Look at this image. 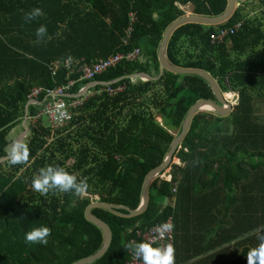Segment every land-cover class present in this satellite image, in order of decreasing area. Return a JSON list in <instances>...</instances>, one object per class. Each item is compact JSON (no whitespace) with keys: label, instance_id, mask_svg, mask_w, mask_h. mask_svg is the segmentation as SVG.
<instances>
[{"label":"trees","instance_id":"obj_1","mask_svg":"<svg viewBox=\"0 0 264 264\" xmlns=\"http://www.w3.org/2000/svg\"><path fill=\"white\" fill-rule=\"evenodd\" d=\"M37 7L44 15L25 23L24 13ZM226 9L227 0H0V159L6 156L11 132L25 118L32 92L39 91L35 101L41 104L27 110L28 162L0 165V264H73L95 253L102 242L100 230L83 215L90 203L118 206L122 214L140 206L144 179L163 162L189 107L216 99L196 76L163 72L152 82L129 77H157L161 35L184 10L214 18ZM240 22L234 11L217 26H179L166 44L167 63L209 74L221 93L264 88V64L229 60L258 43V30L242 23L222 42L211 41L219 29ZM40 25L47 26L48 35L37 43ZM135 49L140 50L135 60L122 61L92 81L82 78L80 67ZM68 56L69 68L50 69ZM120 79L95 86L80 99L67 98L88 83ZM56 90L66 95L71 112L60 128L42 120L45 98ZM245 99L240 91L238 104L226 117L214 112L192 116L173 154L180 165H170V183L159 177L152 181L141 214L90 209L111 230L108 250L92 264H125L129 251L124 245L141 241L136 231L167 217L174 224L175 264H247V252L257 244L255 231L264 226V148L249 151L240 145L246 136L239 129L250 125L262 132L264 126L246 116ZM49 164L85 178L88 195L34 191L32 176ZM38 226L51 229L47 245L25 242V234Z\"/></svg>","mask_w":264,"mask_h":264},{"label":"clouds","instance_id":"obj_2","mask_svg":"<svg viewBox=\"0 0 264 264\" xmlns=\"http://www.w3.org/2000/svg\"><path fill=\"white\" fill-rule=\"evenodd\" d=\"M43 15L42 9L37 7L25 12L23 20L25 23H30ZM47 35V26L40 25L36 29L37 43L43 42ZM71 59L72 57L68 56L66 66L71 62ZM29 156L28 144L20 139H13L6 149V158L11 165L26 164ZM31 187L41 195L59 192L71 194L77 198L86 197L89 189L85 178H78L77 175L67 171L65 167L51 164L41 167L32 176ZM173 230L172 222L155 224L148 239L139 242L128 241L124 247L140 264H175V248L172 243L164 242ZM50 235L51 229L48 226L33 227L25 234V242L47 245ZM255 235L257 244L248 250L247 264H264V226L256 229Z\"/></svg>","mask_w":264,"mask_h":264},{"label":"water","instance_id":"obj_3","mask_svg":"<svg viewBox=\"0 0 264 264\" xmlns=\"http://www.w3.org/2000/svg\"><path fill=\"white\" fill-rule=\"evenodd\" d=\"M234 8H235V0H227L226 11L218 17L209 18V17H200V16L189 14V15H183L182 17L173 20L164 29V31L161 35L160 41L158 43L157 77L153 78L147 74H136V75L129 77L130 79H139V80L144 81V82H152V81H157L163 72H167L169 74L176 75V76H196V77L202 79L206 84H208V86H209L212 94L214 95L216 101L212 102L209 100H198L189 107V109L187 110L186 115H185V117L181 123L180 131L172 139V141L169 145V148L165 154L163 162L161 163L160 166H158L153 171L148 173V175L145 177L143 185H142V189H141V204L136 210H128L126 214H122V213L118 212V210L120 209V207H118V206H114V205H110V204L97 203V202L90 203L84 209L83 215H84L85 220L90 222L91 224H93L94 226H96L100 230L101 236H102V242H101L99 249L95 253H93L90 256L84 257V259L79 260L73 264H92V263L96 262L105 253V251L108 250L110 242H111V230H110V228L103 221L94 217L90 213V209L102 208V209L109 211L113 214H116L118 216H128V217H134V216L141 214L147 207L148 200H149V187H150L152 181L156 177H159L160 175H162L168 169V166L171 165L173 154L179 148V144H180L181 140L183 139V137L185 136V134L188 130L189 123H190L192 116L195 113L201 111L202 107L208 108L209 111L214 112L215 114H217L218 116H221V117L226 116V114L230 110L229 102H227L226 98L223 96V93H221L217 84L211 78V76L209 74H206V73H204L202 71H198V70L181 69V68H177V67H173V66L169 65L165 59V48H166V44L168 42L170 35L179 26L184 25V24H191V23L200 24V25H204V26H217V25L223 24L229 20V17L234 12ZM121 80L122 79L114 81L112 83H97V82L88 83L87 86L82 91H80L77 95L68 96L67 98L80 99V98L86 96L87 91L90 90L91 88L95 87V86H100V87L109 86V85L115 84ZM33 102L34 101H29L25 106V118H24L23 122L21 123L22 131L20 132V134L18 135V137L16 139H20V140L24 141L26 135L29 132V128L26 125V120L28 118L27 117V110H28V107L30 105L35 104ZM7 161L8 160H7L6 156L1 157L0 165H2L3 163H5Z\"/></svg>","mask_w":264,"mask_h":264},{"label":"crops","instance_id":"obj_4","mask_svg":"<svg viewBox=\"0 0 264 264\" xmlns=\"http://www.w3.org/2000/svg\"><path fill=\"white\" fill-rule=\"evenodd\" d=\"M234 11H237L240 18V23L247 24L249 27L256 29L260 32L261 37L258 43L248 52L241 55H231L229 60L235 63H249V64H264V0H235ZM189 15V14H187ZM144 62V60H143ZM153 75L154 73L151 72ZM216 83V82H215ZM217 84V83H216ZM219 85V84H217ZM219 90L221 89L218 86ZM221 91V90H220ZM240 91L242 96H246V115L248 118L259 119L263 121L264 126V88L250 89L247 87L238 88L232 92L223 93L228 96L230 104V110L226 116L233 111L234 107L239 102ZM224 116V117H226ZM239 129L241 135L246 136V142L241 140L240 145H244L247 150L253 151L258 148H264V130L262 132L257 131L255 128ZM232 132V128H229ZM260 136H263V140Z\"/></svg>","mask_w":264,"mask_h":264},{"label":"built area","instance_id":"obj_5","mask_svg":"<svg viewBox=\"0 0 264 264\" xmlns=\"http://www.w3.org/2000/svg\"><path fill=\"white\" fill-rule=\"evenodd\" d=\"M134 15H130V23L133 22ZM242 23H236L234 24L231 28H223L219 29L215 34L211 36V41L213 42H222L224 38H226L228 35H232L235 30H237L239 27H241ZM132 28L129 27L126 30V36L128 37L131 33ZM140 54L139 49H135L134 51L127 53V54H114L108 59L98 61L95 64H90L88 66L84 65L79 68V70L82 72V78L86 81H92L96 76L100 75L101 73L105 72L106 70L114 68L116 65L121 63L122 61H133L138 57ZM71 66V63L67 64L66 66V61L61 63V62H56L53 63L50 66V69L52 71H55L59 67H65L69 68ZM109 93L114 94L113 90H108ZM120 91V90H118ZM39 91H34L32 92L30 96V101H33V99L36 98L38 95ZM66 95L62 92V90H56L54 92L48 93L46 96V101L47 103L44 105L43 108V115H45L48 118L49 123L53 128H60L63 125L67 124L70 119H71V112L69 111V108L67 104L64 102V98ZM48 99L50 101L48 102ZM41 105V104H40ZM75 107L76 105H72ZM40 117L39 115L36 116V118ZM179 166V165H178ZM166 183H170V176L169 174L167 175V178H163ZM162 179V180H163ZM171 191H175V186H171ZM165 222H171V218L167 217ZM154 225L149 227L148 229L144 231L137 230L136 235L141 239H148L151 235V229ZM165 243H172V233L169 234L167 239L164 241ZM125 264H140V262L136 261L133 259L132 254L129 252V259Z\"/></svg>","mask_w":264,"mask_h":264},{"label":"rangeland","instance_id":"obj_6","mask_svg":"<svg viewBox=\"0 0 264 264\" xmlns=\"http://www.w3.org/2000/svg\"><path fill=\"white\" fill-rule=\"evenodd\" d=\"M187 14H190L187 10H184V15H187ZM225 98H226V100H229V98L226 96V95H223ZM37 97V96H36ZM36 99V98H35ZM35 99H33V103H35L34 105H40L39 103H37L36 101H35ZM199 112H211V111H205V110H201V111H199ZM42 120H43V122L45 123V124H47L48 123V118L44 115V116H42ZM157 120H158V118H157ZM22 131V126H17L12 132H11V134H10V136H9V140H10V142L13 140V139H16L17 137H18V135L20 134V132ZM171 165H180L179 163H178V161L177 160H175L174 159V157H172V161H171ZM170 165L168 166V169L162 174V175H160L159 176V178L160 179H163V178H167V175L168 174H170ZM164 180V179H163Z\"/></svg>","mask_w":264,"mask_h":264},{"label":"bare ground","instance_id":"obj_7","mask_svg":"<svg viewBox=\"0 0 264 264\" xmlns=\"http://www.w3.org/2000/svg\"><path fill=\"white\" fill-rule=\"evenodd\" d=\"M201 110L209 111L208 108H206V107H204V108L202 107Z\"/></svg>","mask_w":264,"mask_h":264}]
</instances>
